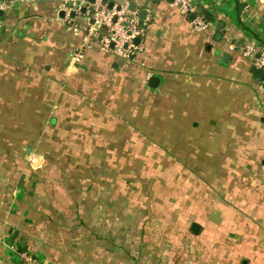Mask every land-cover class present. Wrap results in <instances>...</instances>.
<instances>
[{"label": "crops", "instance_id": "1", "mask_svg": "<svg viewBox=\"0 0 264 264\" xmlns=\"http://www.w3.org/2000/svg\"><path fill=\"white\" fill-rule=\"evenodd\" d=\"M6 1L0 264H18V250L48 264H264V85L243 54L264 48V0H194L213 14L204 31L173 0H130L147 28L129 61L86 37L84 5ZM138 144L180 158L173 194L158 181L128 182L127 196L109 187L137 169ZM192 187L209 197L196 217Z\"/></svg>", "mask_w": 264, "mask_h": 264}, {"label": "built area", "instance_id": "2", "mask_svg": "<svg viewBox=\"0 0 264 264\" xmlns=\"http://www.w3.org/2000/svg\"><path fill=\"white\" fill-rule=\"evenodd\" d=\"M65 2L73 6H86L88 15L83 30L87 38L98 40L102 50L129 61L143 49L141 39L146 34L147 26L140 20L138 11L129 9L130 0L113 3L112 7L109 6V0H94L90 3L87 0H66ZM173 5L188 15L196 13L195 18L190 21L195 30L204 31L212 25V22L206 21L200 16V13H197V4L194 0H173ZM7 6L6 0H0V11L6 9ZM69 15L70 10L67 11V16ZM68 22L71 28L77 29L78 25L71 19ZM258 47L254 43L245 45L243 47L244 56L251 57L259 49ZM73 58L75 61H79L82 58V51L78 50ZM254 65L257 69H264V48L260 50ZM10 242V247L17 250L15 242ZM17 254L18 264H48L34 253L26 250H18Z\"/></svg>", "mask_w": 264, "mask_h": 264}, {"label": "rangeland", "instance_id": "3", "mask_svg": "<svg viewBox=\"0 0 264 264\" xmlns=\"http://www.w3.org/2000/svg\"><path fill=\"white\" fill-rule=\"evenodd\" d=\"M138 145H139V147H137V151H136L138 157H136L134 159L135 163L138 164L137 169L136 168L135 169L130 168L129 170H126V171L124 170L125 172L121 173L122 176H118L117 178H114L115 176L113 175L111 180L114 182H110L109 187L114 191L115 194H116V192H115L116 188H118L119 191L124 190V192H126L125 195L127 196V193L131 192V190H130L131 188L128 185V182H133L135 180L137 182L139 180L141 182L140 185L142 183L147 184V181H155V177H156L155 174H157L158 178H156V180L157 181H158V179L161 180L158 182V184H156V188L158 189V192H162V193L168 195V193L171 191H169L168 189H165L166 184L173 187L172 184L176 183L177 185H180V181L182 180L180 178V176H181L180 173H176L175 171L173 172L169 168L170 166H174L173 163H170L171 162L170 160H180V158L175 156L173 153H172V157L168 156L170 159L167 157L163 158L160 156H159L160 158L154 157V153H153L152 148L150 149V147H147L144 144H138ZM122 159H123V162H121L122 160H120L119 162L123 163L125 166H130V162L133 160V158H130V157L122 158ZM28 160H30L32 164H35L37 162V157H35L34 155H30L28 157ZM153 162H155L156 165L152 168L146 169V171L148 172V173H146L145 168H147V167L143 168V166L151 165ZM131 164H133V162ZM138 168H140L141 171H139ZM167 168H169V169H167ZM130 170H132V171H130ZM175 170L178 171V167H176ZM111 175L112 174H110L109 176H111ZM150 176H153V179H150ZM116 180H118V181H116ZM127 187H129L130 189H128ZM194 187L196 189H198L197 186H194ZM194 187H192V189L186 188L184 190L185 192H189V200H190L191 204H187V206H188V208L190 207V217H196V216H198V214L205 211L206 208H203V210L199 209V211L196 210L197 202L202 201L203 198H209V197H202L203 196L202 192L205 196L208 195V192L206 190H199L200 196H197V194H196L197 190ZM199 189H201V188H199ZM180 191H181V189L179 190V193L177 196L180 195ZM149 192H150V189L145 187L144 196H147L149 194ZM125 198H126V200L128 199L127 197H125Z\"/></svg>", "mask_w": 264, "mask_h": 264}, {"label": "water", "instance_id": "4", "mask_svg": "<svg viewBox=\"0 0 264 264\" xmlns=\"http://www.w3.org/2000/svg\"><path fill=\"white\" fill-rule=\"evenodd\" d=\"M94 0H90V2H93ZM109 6L112 7L113 6V2H109ZM86 8H83L82 10L84 11ZM129 9L132 10V11H137L138 9V4L135 2V1H131L130 4H129ZM146 9H142L140 10V17L141 18H144L145 15H146ZM201 11V8L197 9V13H199ZM74 14V13H72ZM190 20L194 19L195 16H196V13H191L188 15ZM137 41H139V39H137ZM254 70H256V67L254 66ZM257 78L259 80H262L264 78V69L263 68H260L257 70ZM156 83H158V78L154 77L152 78L150 84L152 86H156Z\"/></svg>", "mask_w": 264, "mask_h": 264}, {"label": "trees", "instance_id": "5", "mask_svg": "<svg viewBox=\"0 0 264 264\" xmlns=\"http://www.w3.org/2000/svg\"><path fill=\"white\" fill-rule=\"evenodd\" d=\"M200 16H202L206 21H212V19H213V14L210 12V11H207V10H203L201 13H200ZM263 47H261V48H259L251 57H250V60H252V62H253V64H254V61H255V59L258 57V54H259V52H260V50L262 49ZM142 129V128H141ZM148 142V141H147ZM151 141H149L148 143H150ZM148 143H146L147 144V146H149L150 144H148ZM158 143H160L162 146L164 145V141H159ZM160 158V157H159ZM114 161H116V160H114ZM133 164H134V162H133ZM156 164H155V162H153L151 165H145V166H143V168H145V167H147V168H145V172L146 173H148L147 171H146V169H148V168H152V167H154ZM156 175V177H155V181H157L156 180V178H158L157 176V174H155ZM150 179H153V176H150ZM159 181H161L160 179H158V182Z\"/></svg>", "mask_w": 264, "mask_h": 264}]
</instances>
